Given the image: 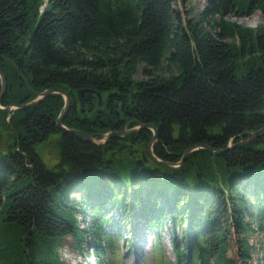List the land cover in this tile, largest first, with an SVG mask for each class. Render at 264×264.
<instances>
[{"label":"trees","instance_id":"16d2710c","mask_svg":"<svg viewBox=\"0 0 264 264\" xmlns=\"http://www.w3.org/2000/svg\"><path fill=\"white\" fill-rule=\"evenodd\" d=\"M175 2L0 0V70L9 87L3 103L61 87L73 98L68 127L99 139L154 124L153 153L168 162L197 143L224 149L246 139L264 126V66L236 76L241 53L227 38L243 30L224 17L264 11V0H209L197 20H185ZM163 61L179 75H157ZM141 64L149 79H135ZM85 88L95 92L79 99ZM62 105L54 93L18 108L8 121L13 142L6 146L0 134V264H64L57 247L69 235L79 249L88 243L98 264H114L107 253L115 256L120 228L105 231L111 207L127 223L190 224L181 239L170 233L175 264H252L250 235L264 234V135L224 152L192 151L174 169L131 148L147 149L150 128L95 146L57 127ZM52 135L59 160L49 167L36 147ZM117 150L128 156L115 158ZM76 190L79 201L68 195ZM87 211L82 228L78 214ZM231 236L240 261L229 255Z\"/></svg>","mask_w":264,"mask_h":264},{"label":"rangeland","instance_id":"374dc122","mask_svg":"<svg viewBox=\"0 0 264 264\" xmlns=\"http://www.w3.org/2000/svg\"><path fill=\"white\" fill-rule=\"evenodd\" d=\"M208 1L209 0H176L175 5L176 7L182 10L183 17L185 20L191 19V18L197 20L199 19L200 14L203 11V9L208 5ZM44 6H45V2L41 5L40 9L44 8ZM224 20L226 22L228 21L230 23H236L237 25L240 26V30H243V36H240V37L235 36V37L227 38L228 42H231V43L234 42L237 46H239V51L241 53L240 56L235 61L236 62V68H235L236 76L238 77L246 76L247 72L250 70L251 67L260 66V65L264 66V11L258 8L249 14H237V13L232 12L228 14L227 16H225ZM243 38H245V41H244V45L241 46ZM144 66H145L144 64H141L139 66V71L135 75V79H149L147 76L143 75ZM179 73H180V70L178 69L176 65H173L172 67L168 68L167 62L163 61L161 65V69L156 74L162 75L164 77H168L171 75H179ZM20 75L22 78L24 77L22 72H20ZM5 79H6V89H5L3 96L1 97L0 107L1 108L9 107V109L8 110L0 109V134L2 135L3 144L8 146L7 144L8 143L11 144L13 142V138L16 135V132L12 124L11 126L8 124L9 118L11 117L14 110L18 108L24 109L21 107H17L16 105L27 104L34 100L39 99L40 97L39 94L42 93L43 91L38 93L33 99L25 103L11 102L9 104H5L3 103V99L6 96L8 88H9L6 76H5ZM23 81H25L24 82L25 85L29 86L26 79ZM18 88L19 87L17 86V91H19ZM1 92H2V78L0 77V95H1ZM59 94L62 95L63 97V105L60 109L61 112L59 113L58 117L64 111L65 105H66L65 96L61 93ZM44 100H40L36 102L34 105ZM72 105H73V101H72ZM72 105H71V108H72ZM69 112L70 110L68 111V113ZM4 113H7L8 115H4ZM57 119H56V125H57ZM64 119H63V124L67 126L64 123ZM139 125L140 124H137L132 127H128V125H126L124 129L122 130H116V129L109 130L105 132L104 135L101 136L98 140H105L108 133H110L111 131H123L125 129H132L135 127L137 128ZM144 129H142L141 131H143ZM141 131L130 133V134H138V133H141ZM249 134L251 135L250 132ZM250 135L248 137H250ZM261 135H264V133H262ZM125 136L124 135L123 136H119V135L112 136L109 138V141L105 143L104 145L108 144L113 137H125ZM153 136H154V132H153ZM153 136H152V139H153ZM57 138H58V135H52L50 136L48 141L43 142L39 146L36 147L40 156L43 158L44 162L49 167L53 166L59 160V151H58L57 143H56ZM152 139L150 140L149 144L151 143ZM157 141L155 142L154 146L156 145ZM149 144H148V147H149ZM154 146L152 148H154ZM148 147L147 149L146 148L141 149L140 146L137 144L135 145L134 148L133 146H131V148L134 149L136 154L142 155L144 159H147V160L153 159L148 152ZM127 156H128V153L120 152L117 150L116 156L114 157L115 158H126ZM143 194L146 195V193H143ZM68 195L70 199L75 198L77 201H79L81 200V196L83 194H82V191L76 190V191L69 192ZM247 201H249V203L251 204L254 203V199L251 194ZM109 210L111 212L112 221L106 225L105 231L108 234L113 235L117 232L116 226L120 228V236H119L120 240L118 242V249L115 253V256L111 257L110 251H108L107 253V258L108 259L112 258L114 264H175L176 263L175 255L173 252V241H172V237L170 233L174 231L177 237L181 239L183 237L182 232L188 230L190 224L186 223L184 226H181L180 224V227L177 228L175 227L173 221L166 219L164 220L162 227H159V226L148 227V226H145L144 219H142L141 220L142 222H140V219L137 218L136 220L137 223L133 221L131 223H127L122 219V217L117 215L116 208L111 207ZM132 216L135 220V217H136L135 213H132ZM83 218L85 219V221L88 220V211L83 214L81 213L78 214V222L80 223V226L82 228H83V221H82ZM143 232L144 233L147 232L146 239H148L146 240V245H145L146 252L145 253L141 251L142 245H141L140 237ZM250 239H251V243H253L257 248V251L254 254L252 264H264V261L261 259L264 255V253L261 250V248L264 247V234L252 233L250 235ZM57 251L60 255V259L63 261L64 264H98L97 260L94 257V254L92 252L90 245L85 242L83 245V249H79L76 245L75 239L70 235L64 236L59 240ZM229 255L236 257L239 260L238 246H237L236 241L232 239V236L230 238ZM161 261L163 262L161 263ZM104 262L106 263L107 259H105Z\"/></svg>","mask_w":264,"mask_h":264},{"label":"water","instance_id":"95a60500","mask_svg":"<svg viewBox=\"0 0 264 264\" xmlns=\"http://www.w3.org/2000/svg\"><path fill=\"white\" fill-rule=\"evenodd\" d=\"M0 77L2 78V92H1V95H0V100H1V97L3 96V94L5 92V89H6L5 75L1 71H0ZM87 92L88 93H93V92H95V90L94 89H89V88L81 89V90L78 91L79 98L81 99ZM53 93H61V94H63L65 96V99H66L65 109H64V111L60 114V116L57 119V126H58L59 129L65 131V132H70V133H75V134L81 135L83 138L86 139V141L93 143L95 146H103L105 143H107L109 141V138L112 137V136H115V135H119V136H123L124 135L125 136V135H128L130 133L139 132V131H141L144 128H150L154 132L153 139H152V141H151V143L149 144V147H148V152H149L150 156L158 164H163V165H165L167 167L174 168V169L180 168L184 164V162H185L187 156L189 155V153H191L192 151H195L196 149L205 148V149H209V150H212V151L224 152V151L228 150V148H233V147L245 145L250 140H252L254 137H259L262 133H264V127L260 128L259 130H256V131H249L251 133L250 137H248V138H246L244 140H240L234 146H231V144H230V145H228L227 148H224V149H216V148H213V147H211L210 145H208L206 143H197V144H194V145H191L190 147H188L184 151V154H183L182 158L178 162H168L166 160L158 158L153 153V148L152 147L154 146L155 142L159 138L158 129L155 127L154 124L142 123L137 128L135 127V128H132V129H125L123 131H111L110 133H108V135H107L105 140H98V139L94 138L93 136H91V135H89V134H87L85 132H82L81 130L65 126L63 124V119L65 118L66 114L70 110L73 100H72V96H71L70 92L65 90V89H63V88H61V87H58V86L50 87V88L44 90L42 93L39 94L40 95L39 99L34 100V101H32L30 103H27V104L16 105V106L17 107H21V108H27L29 106L34 105L36 102H38L40 100H44L45 98H47L49 95H51ZM98 97H99V105H101L102 104V96H101L100 93H98ZM0 109L8 110L9 107H5V108H1L0 107ZM246 132L247 131H245V133Z\"/></svg>","mask_w":264,"mask_h":264},{"label":"bare ground","instance_id":"6f19581e","mask_svg":"<svg viewBox=\"0 0 264 264\" xmlns=\"http://www.w3.org/2000/svg\"><path fill=\"white\" fill-rule=\"evenodd\" d=\"M146 234H147V232H145V233L143 232L142 235H141V237H140L141 245H142L141 251L144 252V253L146 252V249H145L146 240H148V239H146L147 238V235ZM141 251H140V253H141Z\"/></svg>","mask_w":264,"mask_h":264}]
</instances>
